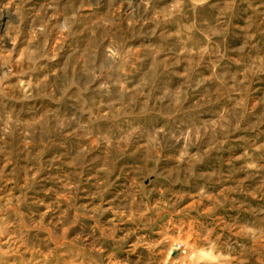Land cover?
<instances>
[{"label":"rangeland","instance_id":"rangeland-1","mask_svg":"<svg viewBox=\"0 0 264 264\" xmlns=\"http://www.w3.org/2000/svg\"><path fill=\"white\" fill-rule=\"evenodd\" d=\"M0 264H264V0H0Z\"/></svg>","mask_w":264,"mask_h":264}]
</instances>
